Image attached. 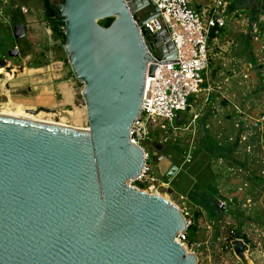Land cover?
<instances>
[{"label": "water", "instance_id": "water-1", "mask_svg": "<svg viewBox=\"0 0 264 264\" xmlns=\"http://www.w3.org/2000/svg\"><path fill=\"white\" fill-rule=\"evenodd\" d=\"M51 8L65 25L89 126L0 116V264H197L177 242L188 231L181 209L129 184L145 163L130 130L146 73L156 69L149 50L176 58L167 30L151 36L148 48L143 41L149 34L139 29V13L151 15L143 25L158 8L150 0H62ZM107 19H114L109 27L99 24ZM26 34L25 24L15 26L16 40ZM150 156L170 184L179 167L154 148ZM231 247L241 264H252L245 240L237 236Z\"/></svg>", "mask_w": 264, "mask_h": 264}, {"label": "rangeland", "instance_id": "rangeland-1", "mask_svg": "<svg viewBox=\"0 0 264 264\" xmlns=\"http://www.w3.org/2000/svg\"><path fill=\"white\" fill-rule=\"evenodd\" d=\"M17 1L31 6V12L26 16V21L30 19L31 22L26 26V38L20 42L14 38L12 29L0 22V65L4 66V71L0 72V114L30 115L41 122L87 129L86 105L82 96L84 84L74 76L64 44L54 38L52 24L45 17L43 0ZM212 1L191 0V4L193 8L201 10ZM51 2L58 4L62 0ZM232 3L227 10L225 31L219 33L209 46L211 59L205 86L191 98V108L187 112H180L179 119L172 126L165 121L159 124L150 143L151 148L180 169L167 184L158 164L151 159L153 177L159 181L156 184L159 196L172 201L190 215L191 226L184 243L196 253L197 264H241L232 251L231 241L232 232L244 225L245 229L248 226L250 229L246 230V236L251 263L264 264L261 217L264 184L257 179L259 171H249L245 180L242 174L235 175L239 182L235 181L233 185L235 196L229 203L230 186L225 168L231 159L228 145L239 148L264 146L259 140L261 136L255 135L264 123V84L261 80L258 87L249 85L246 89L238 85L239 80H244L240 66L245 61L249 60L256 66L257 62L260 66L264 63V0H233ZM252 11L258 14L254 21L257 28L254 30ZM258 19L262 24L258 23ZM103 23L99 22L101 26ZM246 37H250V40ZM15 45L19 46L20 55L10 57L8 53ZM255 54L263 55V59L251 56ZM248 95V101H257L252 105V116L255 118L247 122L230 120L223 123L214 119L211 102L247 101L245 97ZM196 114L198 119L194 120ZM227 117L225 114L221 118L225 120ZM225 124H229L228 128ZM244 129L254 133L250 141L244 138L246 134L241 137ZM235 157L240 158V155L236 154ZM244 181L253 190L251 207L255 209L254 214L244 212L240 192ZM164 183L166 186H161ZM207 197L219 208V212L209 209L205 203Z\"/></svg>", "mask_w": 264, "mask_h": 264}, {"label": "built area", "instance_id": "built-area-1", "mask_svg": "<svg viewBox=\"0 0 264 264\" xmlns=\"http://www.w3.org/2000/svg\"><path fill=\"white\" fill-rule=\"evenodd\" d=\"M150 1L158 8L159 15L142 25V22L151 15L146 9L139 13V29L144 27L149 34L142 35L143 41L148 48L151 36L167 30L176 58L162 59L149 50L152 57L149 67L155 66L156 69L153 76H149V72L146 73L141 110L130 130V141L142 150L145 163L141 175L131 180L129 184L137 190L157 195L160 194L156 189L159 181L153 177L150 143L159 124L165 121L172 126L178 120L180 112H187L191 108L190 99L202 91L207 82L210 32L214 28L227 26V10L233 4V0H213L201 10L193 8L191 0ZM30 12L27 7L11 4L9 0H0V22L12 29L13 35L15 26L19 24L27 26L31 22L26 21V16ZM54 18L59 20L56 16ZM258 23L262 24L261 19ZM256 24L253 30L257 28ZM60 29L64 34L65 25L60 26ZM13 48L17 49L20 55L19 46L15 45ZM0 69L4 71V66L0 65ZM196 119L197 114L194 116V120ZM182 213L189 228L190 215L185 211ZM186 240L187 232L178 234L177 242L188 253L196 254L188 249L184 243Z\"/></svg>", "mask_w": 264, "mask_h": 264}, {"label": "crops", "instance_id": "crops-1", "mask_svg": "<svg viewBox=\"0 0 264 264\" xmlns=\"http://www.w3.org/2000/svg\"><path fill=\"white\" fill-rule=\"evenodd\" d=\"M11 1V2H10ZM9 2L14 5H18L19 7H27L28 9L31 8V6H28L24 2H19L17 0H10ZM205 4V3H204ZM31 21L30 19H28ZM218 38V37H217ZM216 38V39H217ZM215 39V40H216ZM214 40V41H215ZM253 57H261L263 59V55H251ZM256 62V61H255ZM255 66V67H254ZM238 67V66H237ZM241 72H243V78L244 80H239L238 85H243V88H247L249 85H254V87H258L259 84L261 85V80L262 83L264 84V63L260 66L259 62H257V66L251 63L249 60L245 61L242 66H240ZM237 72V71H235ZM247 80V81H245ZM250 96H246L245 99L247 101H213L211 102L213 105V115L215 116L214 119L218 121L219 123H223V121H245L247 122L248 119L255 118L254 112L252 111V105L257 102V101H248ZM228 116L223 120L221 118L222 116ZM198 115V114H197ZM260 116V115H259ZM257 116V117H259ZM264 116V115H262ZM260 116V117H262ZM259 117V118H260ZM257 118V119H259ZM179 119V118H178ZM262 121V120H261ZM264 122V121H262ZM244 124V123H243ZM226 127L228 128L229 124H225ZM246 127V125H244ZM247 128V127H246ZM247 132V133H246ZM246 134V135H245ZM257 134L261 136V139L259 137V140H261V145L264 143V123L260 126L259 130L255 132V135ZM245 135V136H244ZM247 140L250 141L251 137L254 136L253 132H248L246 129H244V132L242 133V136ZM230 147L227 148V151L229 153V156H231L228 160V162L225 164L226 168V179H227V184L230 186L228 187L229 195L230 197L227 198L229 199V203L233 201L234 199V190H233V185L235 181L239 182V179L236 177L238 174H242L245 178H248L249 171H259V175L257 179L262 180L264 184V146L262 147L257 146V147H251L248 148H239L238 146L236 147L235 145H228ZM241 147V146H240ZM240 155L239 157H235V155ZM241 168V169H240ZM242 172H239L241 171ZM236 175V176H235ZM243 185V186H242ZM240 188L241 192V199L243 200V208L244 212L250 211L254 214L255 209H253L252 206V189L249 188V184L247 182H243ZM238 194V193H237ZM227 206V205H226ZM217 207V206H216ZM218 208V207H217ZM219 209V208H218ZM262 212V219H263V229H264V206ZM259 222V221H258ZM242 229V233L246 235V230L250 231L249 226L247 229H245V225L240 227Z\"/></svg>", "mask_w": 264, "mask_h": 264}, {"label": "trees", "instance_id": "trees-1", "mask_svg": "<svg viewBox=\"0 0 264 264\" xmlns=\"http://www.w3.org/2000/svg\"><path fill=\"white\" fill-rule=\"evenodd\" d=\"M43 5H44V11H45V17L47 20L50 21V23L52 24V29H53V32H54V38L56 41L60 42L61 44H64L63 43V32L62 30L60 29V26H63L64 23L59 21V20H56L53 15V10L51 8V5H52V2L51 0H43ZM251 17L253 19V22L257 19L258 17V14L257 12H254L252 11L251 12ZM259 20V19H258ZM113 19H107V20H104V23H103V26L104 27H109L112 23ZM255 23V22H254ZM223 31H225L224 28H214L211 30L210 32V36H209V42H213L217 37H218V34L219 33H222ZM248 40H250V37H246ZM210 57H209V61H210ZM205 86V85H204ZM192 99H190V102H191ZM205 203L208 205L209 209L212 211L211 208L214 209L213 212H219V209L217 207L214 206V204L209 200V197H207V199L205 200ZM220 212H222V210H220ZM194 228H190V230H193ZM237 236L243 240H245V242L247 244H249L248 240H247V236L245 234L242 233L241 231V228H239L238 230L232 232V238H237Z\"/></svg>", "mask_w": 264, "mask_h": 264}, {"label": "bare ground", "instance_id": "bare-ground-1", "mask_svg": "<svg viewBox=\"0 0 264 264\" xmlns=\"http://www.w3.org/2000/svg\"><path fill=\"white\" fill-rule=\"evenodd\" d=\"M0 72H2V69H0ZM0 116H4V117H9L12 119H16V120H20L23 122H28V123H36V124H45V125H56V126H61V127H67V128H73V129H79V130H83V131H88L87 129H82V128H76V127H72V126H67V125H63V124H59V123H53V122H41L36 120L35 118H33L30 115H23V114H3L1 113ZM159 196V194H157ZM161 197V196H160ZM164 198V197H163Z\"/></svg>", "mask_w": 264, "mask_h": 264}, {"label": "flooded vegetation", "instance_id": "flooded-vegetation-1", "mask_svg": "<svg viewBox=\"0 0 264 264\" xmlns=\"http://www.w3.org/2000/svg\"><path fill=\"white\" fill-rule=\"evenodd\" d=\"M61 3V2H60ZM60 3H58V4H60Z\"/></svg>", "mask_w": 264, "mask_h": 264}]
</instances>
